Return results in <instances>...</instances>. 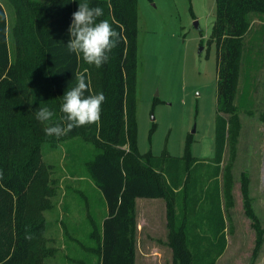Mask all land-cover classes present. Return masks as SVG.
<instances>
[{
    "label": "trees",
    "instance_id": "obj_1",
    "mask_svg": "<svg viewBox=\"0 0 264 264\" xmlns=\"http://www.w3.org/2000/svg\"><path fill=\"white\" fill-rule=\"evenodd\" d=\"M16 11L15 49H11L9 18L0 1V264H47L54 251L47 245L45 211L56 195L49 178L51 166L43 148H57L66 139L83 137L100 151L88 173L102 192L107 216L93 223L91 237L98 242L99 264H136L137 200L163 199L168 207L172 264H215V250L226 245V220L219 177L226 147L239 122L238 105H254L258 77L264 64V0H216L212 39L218 52L216 153L210 185L203 190V167L192 156L190 142L183 160L141 154L137 141V87L139 67L138 0H88L103 8L119 34L109 59L97 67L69 52V27L79 0H9ZM153 1V0H151ZM245 54V60H244ZM246 75L240 93L239 78ZM86 70V72H85ZM84 72L89 94L102 92L100 119L74 127L57 138L45 134L35 118L36 108L47 106L60 121L62 96L75 73ZM103 141V142H100ZM103 143V144H100ZM100 144V145H99ZM127 147L126 150L118 149ZM202 167V168H201ZM187 173L184 236L173 224L171 207ZM205 198L207 201H205ZM206 224L212 245L192 249L186 232ZM190 227V228H189ZM50 261V260H49ZM51 264V262H48Z\"/></svg>",
    "mask_w": 264,
    "mask_h": 264
},
{
    "label": "rangeland",
    "instance_id": "obj_2",
    "mask_svg": "<svg viewBox=\"0 0 264 264\" xmlns=\"http://www.w3.org/2000/svg\"><path fill=\"white\" fill-rule=\"evenodd\" d=\"M0 1L9 18L11 49H15L16 11L9 0ZM37 1L47 4L50 0ZM138 6L139 151L182 159L185 167L190 142L192 156L203 167L197 174L203 176L206 190L216 153L218 52L211 37L216 0H138ZM245 81L242 69L240 93ZM256 84L253 106L236 102L239 122L221 165V205L227 229L224 250H215L209 260L215 264H264V64ZM118 149L128 150L126 146ZM99 151L95 142L83 137L66 139L54 149L43 148L56 190L53 207L44 213L47 245L54 251L47 264H99L92 225L100 226L108 212L102 192L88 173V165ZM187 180L183 170V184L171 207L173 224L180 227L182 236L191 215V211L187 217L183 215ZM139 201L136 264H172L166 200ZM186 235L191 249L196 246L205 251L213 246L202 221L198 231L190 228Z\"/></svg>",
    "mask_w": 264,
    "mask_h": 264
},
{
    "label": "clouds",
    "instance_id": "obj_3",
    "mask_svg": "<svg viewBox=\"0 0 264 264\" xmlns=\"http://www.w3.org/2000/svg\"><path fill=\"white\" fill-rule=\"evenodd\" d=\"M72 15L70 40L67 44L69 52L78 57L82 55L88 64L100 67L116 47L119 41L118 32L109 20L100 19L104 15L103 8L98 5L91 6L88 0H79L78 10ZM74 79L75 83L70 84L62 96L60 111L64 116L60 121L55 119V112L51 108H36L35 118L46 125L44 132L49 137L59 138L74 127L95 123L100 119L104 94L88 93L90 82L84 72L75 73Z\"/></svg>",
    "mask_w": 264,
    "mask_h": 264
},
{
    "label": "crops",
    "instance_id": "obj_4",
    "mask_svg": "<svg viewBox=\"0 0 264 264\" xmlns=\"http://www.w3.org/2000/svg\"><path fill=\"white\" fill-rule=\"evenodd\" d=\"M139 200H141V199H138L137 200V212H138V204L140 203V201ZM150 200H153V201H165V200H163V199H150ZM145 201V200H144ZM137 222H138V220H137ZM138 227H139V223H138ZM139 231V230H138ZM140 232V231H139Z\"/></svg>",
    "mask_w": 264,
    "mask_h": 264
},
{
    "label": "water",
    "instance_id": "obj_5",
    "mask_svg": "<svg viewBox=\"0 0 264 264\" xmlns=\"http://www.w3.org/2000/svg\"><path fill=\"white\" fill-rule=\"evenodd\" d=\"M195 26L198 27V23H197V22H196ZM202 50H203V49H202Z\"/></svg>",
    "mask_w": 264,
    "mask_h": 264
}]
</instances>
